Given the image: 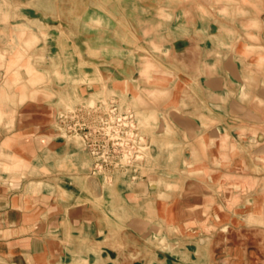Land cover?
Returning <instances> with one entry per match:
<instances>
[{"label":"crops","instance_id":"obj_1","mask_svg":"<svg viewBox=\"0 0 264 264\" xmlns=\"http://www.w3.org/2000/svg\"><path fill=\"white\" fill-rule=\"evenodd\" d=\"M17 4L0 0V264H264L258 235L250 247L224 216L197 229L195 211L223 201L166 205L155 192L167 180L172 199L188 171L223 176V160L233 177L234 167L264 170V0H135L141 12L125 31L112 18L80 23L62 45L66 30L47 16L21 19ZM155 76L163 85L150 88ZM110 81L155 95L144 115L159 166L140 184L90 176L89 155L53 129L70 99ZM192 182V192L210 189Z\"/></svg>","mask_w":264,"mask_h":264},{"label":"rangeland","instance_id":"obj_2","mask_svg":"<svg viewBox=\"0 0 264 264\" xmlns=\"http://www.w3.org/2000/svg\"><path fill=\"white\" fill-rule=\"evenodd\" d=\"M15 3H18L17 5L21 6L18 9L21 13H17L21 19L24 20L25 18H40L47 16V18L53 21V28L55 30H66L69 36L67 35V38L65 37V41H62V37L60 36L61 38L58 42L59 45H62L63 42L66 43L69 37V40L71 41L74 38L76 39L79 36L78 33H82L84 25L82 26L80 23H85L86 29L104 26L109 27V18H112L117 22L116 28L120 32L127 29V24L130 27L131 24H135L134 22H131V20L136 21V18L134 17L141 12L140 8L138 9L136 6H133L135 0H14V4ZM28 35L29 34L24 30L20 37L23 39L25 38L28 41ZM89 38L93 39L94 36H89ZM25 46L28 49L30 43L28 42ZM73 46V44H70L71 48H74ZM18 62L19 61H14L12 64L14 65ZM26 62L27 64H24V68H29V63L28 61ZM163 76L149 78V87H159L163 85L161 80L166 78L165 75ZM110 82L111 84L107 82L105 83L103 90L101 89L98 93L91 94L90 96H85V93H83L84 97H78L76 94L74 99H70L68 105L64 106V108L58 113V117L53 124V129L55 132L63 135L62 139L76 142L89 155L91 160V166L89 168L90 176L103 178L107 185L118 183L120 180H126L128 183L132 184H140L144 179L143 176L149 175V172H153L154 168L159 166L156 164L154 166L150 161L152 145L150 142L151 133L149 132L148 124L151 121L148 122L144 115L146 110L154 107V102H149V104H147V96L154 100L155 95L151 92L143 94L139 88L135 89L129 86V82ZM64 98H66V95H63V99ZM112 101L117 103L118 112L124 116L122 120H120L121 123L130 119V117L126 118V113L130 114L133 119L134 129L129 128L125 123L122 124L124 129H119V131H117L120 132V134L116 136L117 138L108 136L107 140L109 141L110 146L115 144L117 140L119 143L122 142L123 144L122 148H117V150L109 155V157L108 155L102 156L100 154L95 155L92 153L93 148L91 149L88 146L90 143L83 137V134L78 132L70 133L59 122V118L62 115L71 114L77 117L75 120L76 122H79V124L80 122L90 123L91 116H89L88 113L91 110L100 108L103 113L110 115V124H117V126H120L121 124L117 123L118 120H112L113 112H110ZM154 119L155 117L152 119L150 118V120ZM94 120L91 121V125ZM114 134L115 133H113V135ZM101 138L102 137H95L94 144L98 149L102 147V143L104 142ZM114 146L118 147L117 145ZM101 151L102 150H100V152ZM104 160H106V163L102 164ZM222 163L224 169L223 176H215L214 173L209 174L211 171L206 169L196 170L194 172L188 171L187 178L176 180L177 185L175 186V191L177 194L172 196V199L166 195L168 181L164 180L163 183H160L159 187L156 186L155 188V190L157 189L155 192L157 194L158 192L160 193V195H156V198L159 203L166 205L172 201H223L225 208H204V210L195 211L196 218L201 220L199 223L201 225L197 226V229L208 230L205 223L207 219L215 218V221L212 220L211 222H218L216 218L224 216L227 226L231 223L232 227L242 226L244 228L243 238L249 240L250 247L252 243V235H258V256H260L262 262H264V170H262V167H255V172L249 175L246 174L247 171L244 167H234L233 171H237L238 174L233 177L225 173L232 170L230 167V161L223 160ZM155 169L157 170V168ZM189 173L199 174L200 177L193 178L189 176ZM233 179L234 182L235 179L239 182V189L235 192L227 191L226 189L232 187L231 184ZM192 181L199 182L201 185H209L210 189L201 186L202 190H199L198 188L196 193L192 192ZM184 190L187 191L184 192ZM161 214L164 219L170 221L171 218L169 212L165 213L162 211ZM191 217L193 218L192 214ZM250 220L252 221L249 222ZM217 228L219 227L216 224V226H210L209 230H216ZM221 228L224 229L225 225H222ZM250 228L256 230L257 233L253 231V234H251ZM190 232L191 234L193 233L192 231ZM162 234L164 238L169 237L165 230ZM171 246L172 245L169 243H164L163 245H158V248H163L164 251L170 253L172 251ZM180 246L183 247V244H180Z\"/></svg>","mask_w":264,"mask_h":264},{"label":"built area","instance_id":"obj_3","mask_svg":"<svg viewBox=\"0 0 264 264\" xmlns=\"http://www.w3.org/2000/svg\"><path fill=\"white\" fill-rule=\"evenodd\" d=\"M110 112H113L112 114V120H118L117 123L121 124L120 126H117V124H110L111 123V119H110V115L107 113H103V111L100 108H97L96 110H91L88 115L91 116L90 117V123H85V122H76V116L75 115H71V114H65L62 115L59 118V122L60 124L65 127L67 129V131H69L70 133H75L78 132L80 134H83V137L89 141L90 144H88V146L92 149L93 148V152L95 155H111L114 153V151L117 150V148H122L123 144L122 142L119 143L118 140L116 141L115 144H112V146L109 145V141L107 140L108 136H113L112 138H117L116 136L118 134H120L119 129L123 130L124 127L122 124L128 125L129 128L134 129V124H133V119L131 117L130 114L126 113V118L130 117V119H127V121H123L121 123L120 120H122V118L124 117L123 115H121L118 112V106L117 103L115 101H112L111 107H110ZM103 113V114H101ZM95 119V120H94ZM93 121L92 125H91V121ZM128 122V123H127ZM115 123V122H114ZM116 126V127H113ZM117 127H121V128H117ZM113 133H115L113 135ZM117 133V134H116ZM95 137H102L101 140H103L104 142L102 143V147L100 149H98L97 146H95L94 142H95ZM110 138V139H112ZM117 145L118 147L114 146ZM100 150H102L100 152ZM99 161V160H98ZM106 160L103 161L102 164H105Z\"/></svg>","mask_w":264,"mask_h":264}]
</instances>
